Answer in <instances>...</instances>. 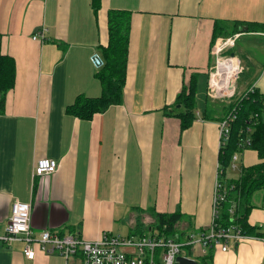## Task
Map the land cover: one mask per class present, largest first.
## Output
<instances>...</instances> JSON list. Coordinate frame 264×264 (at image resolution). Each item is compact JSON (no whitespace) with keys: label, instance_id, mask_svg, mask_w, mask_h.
<instances>
[{"label":"crops","instance_id":"obj_1","mask_svg":"<svg viewBox=\"0 0 264 264\" xmlns=\"http://www.w3.org/2000/svg\"><path fill=\"white\" fill-rule=\"evenodd\" d=\"M100 4L95 12L92 0H0V57H11L16 66L0 112V238L15 202L31 206L36 237L45 229L88 241L124 230L128 236L140 215L153 225V212H179L192 230L212 223L222 107L229 103L207 96L212 36L217 25L227 34L217 39L239 34L230 52L242 61L245 80L235 84L236 96L253 88L264 96V31L237 30L240 22L264 29V0ZM111 9L131 12L124 98L81 119L67 108L79 95L102 94L92 57L102 56L100 47L108 43ZM193 78L197 117L182 131L177 97ZM205 110L220 120L203 117ZM237 154L236 169L229 167L223 178L228 182L260 162L251 149ZM42 158L59 167L33 180ZM251 204L248 222L259 229L264 189ZM258 229L253 234L264 236ZM254 235L227 251L214 250L213 264H264V242ZM24 247L23 241L0 239V264H74V258L40 251L29 260Z\"/></svg>","mask_w":264,"mask_h":264},{"label":"trees","instance_id":"obj_2","mask_svg":"<svg viewBox=\"0 0 264 264\" xmlns=\"http://www.w3.org/2000/svg\"><path fill=\"white\" fill-rule=\"evenodd\" d=\"M94 11L100 8V0H92ZM108 43L100 47L102 53L103 66L96 74L97 80L102 85V94L99 97L91 98L79 95L74 104L67 108L72 115L81 119H91L95 114L105 112L110 106L121 104L124 98V87L127 79L129 65V46L131 29V12L127 10L111 9L108 13ZM255 23L240 22L237 30L239 32H259L263 28L256 27ZM227 35L220 25L215 27L214 41L219 36ZM231 35V34H230ZM16 66L14 60L7 56L0 57V112L5 109L6 98L15 85ZM196 80L184 87L177 97L176 106L181 109L175 116L181 120L182 131L188 129L197 117L196 114ZM229 103L222 107L221 121L230 115H235L231 122L230 135L221 142L219 149V173L222 185L221 195L218 205L219 213L215 218L216 228L233 226L240 230L243 235L253 236L257 227L249 224V213L253 209L252 196L256 191L264 189V122L261 114L264 112V96L259 90L253 88L247 94L234 96ZM211 110H205L203 117L207 119H217L220 117L213 115ZM216 113V112H215ZM249 142V144L246 143ZM251 149L257 152L260 162L246 167L238 180L226 181L227 170L231 166L233 155L236 152ZM154 216L151 228H157L165 232L180 231V226H184L182 215L176 213H152ZM191 223H188V225ZM141 221H137L133 229H137L132 234L143 235L145 230L140 228ZM167 225L166 229L163 228ZM188 231L192 230V225L187 226ZM256 228V229H255ZM205 230V229H201ZM259 231L260 228L258 229ZM262 232V231H261ZM264 234V232H262ZM254 236H262L257 233ZM184 253L192 257V247H185ZM213 248L209 249L206 255L194 257L198 264H213Z\"/></svg>","mask_w":264,"mask_h":264},{"label":"built area","instance_id":"obj_3","mask_svg":"<svg viewBox=\"0 0 264 264\" xmlns=\"http://www.w3.org/2000/svg\"><path fill=\"white\" fill-rule=\"evenodd\" d=\"M239 34H233L215 41L212 55L215 60L213 68L208 75L207 96L212 100L230 101L235 94V84L243 71L242 61L231 54V49L236 46ZM37 36L34 37L36 39ZM228 55V56H226ZM92 61L97 69L103 66L102 57L95 54ZM235 66V68H234ZM234 69L233 77L226 83L229 69ZM235 115H230L220 122L221 142L228 138L231 122ZM249 144L248 141H246ZM238 160L237 152L233 155L231 169H236ZM59 167L58 161L42 158L36 162L33 171V180L38 177L53 174ZM221 181L217 179L215 198L213 203V219L211 225L205 230H190L187 233L185 226H180V231L165 232L157 228H150V233L143 235L105 233L96 241L81 239L77 235H60L45 229L39 237L34 235L31 226L32 208L28 204L15 202L12 205L11 216L6 227V232L0 239L4 242L23 241L25 244L23 255L29 260H34L37 251L46 255H63L67 260L78 256L80 264H176L179 256L194 259V247L200 245L203 254L211 248L227 251L231 244L241 243L250 238L243 235L233 226L216 228L215 218L219 213L218 203L222 199ZM167 225L163 228L166 229ZM264 231V226L260 227ZM264 242V236L256 237ZM185 247H192V257L184 253ZM184 253V254H183Z\"/></svg>","mask_w":264,"mask_h":264},{"label":"rangeland","instance_id":"obj_4","mask_svg":"<svg viewBox=\"0 0 264 264\" xmlns=\"http://www.w3.org/2000/svg\"><path fill=\"white\" fill-rule=\"evenodd\" d=\"M232 52H233V51H232ZM231 54H232V53H231ZM226 56H228V55H226ZM239 60H240V59H239ZM213 63H215V60H214V59H213ZM241 64H242V63H241ZM242 66H243V64H242ZM238 78L240 79L239 82L245 80L243 74H241ZM239 79H238V80H239ZM249 90H251V89H249ZM249 90H248V91H249ZM248 91H247L246 93H244V95L247 94ZM235 94H236V93H235ZM201 103H202V102H201ZM177 107H178V105H177ZM182 110H183V109H182ZM143 218H144V216H142V215L139 216V221H141L140 228L143 229V230H145L146 233H150L151 231H150V229H149V225L146 224V223H144ZM182 227H183V226H182ZM136 231H137V229H133V232H136ZM119 234H121V235H123V236H126V235L128 234V230H127V231L124 230V231L120 232ZM183 254H184V253H183ZM201 256H204V254H203V248H202L200 245H195V247H194V257L196 258V257H201ZM72 260L74 261V264H80V261H79V259H78V256L74 257V259H72Z\"/></svg>","mask_w":264,"mask_h":264},{"label":"water","instance_id":"obj_5","mask_svg":"<svg viewBox=\"0 0 264 264\" xmlns=\"http://www.w3.org/2000/svg\"><path fill=\"white\" fill-rule=\"evenodd\" d=\"M181 106L178 105V108H180ZM176 264H198V261L193 259V258H189V257H185V256H179L176 259Z\"/></svg>","mask_w":264,"mask_h":264},{"label":"bare ground","instance_id":"obj_6","mask_svg":"<svg viewBox=\"0 0 264 264\" xmlns=\"http://www.w3.org/2000/svg\"><path fill=\"white\" fill-rule=\"evenodd\" d=\"M234 68H235V66H234ZM233 71H234V69H229V71H228V75H227V78H225V81H226V83L225 84H227L228 82V80L231 78V77H233Z\"/></svg>","mask_w":264,"mask_h":264}]
</instances>
